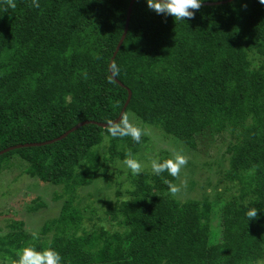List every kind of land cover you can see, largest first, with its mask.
I'll return each mask as SVG.
<instances>
[{"label": "trees", "instance_id": "16d2710c", "mask_svg": "<svg viewBox=\"0 0 264 264\" xmlns=\"http://www.w3.org/2000/svg\"><path fill=\"white\" fill-rule=\"evenodd\" d=\"M130 2L0 0V152L114 122L130 90L123 120L174 138L185 172L157 176L149 158L119 184L123 161L139 160L148 139L114 138L96 124L6 153L0 174L18 159L29 178L61 190L62 205L39 233L8 221L0 260L52 247L62 264H264V4L201 5L175 21L137 0L113 59ZM99 183L116 199L96 207L82 191L96 184L101 193Z\"/></svg>", "mask_w": 264, "mask_h": 264}, {"label": "rangeland", "instance_id": "374dc122", "mask_svg": "<svg viewBox=\"0 0 264 264\" xmlns=\"http://www.w3.org/2000/svg\"><path fill=\"white\" fill-rule=\"evenodd\" d=\"M141 129L143 133L141 137H147L148 139V141L141 146L140 152L135 155V158H139L138 161L141 159L144 160V163L140 162L142 168H146L147 165L150 164L147 160L149 158L151 160H157L161 155L162 157H173L176 153L182 154L181 152L183 151H179L181 146H178L171 136H169V139L165 138L159 130L148 125ZM206 152L210 151L207 149ZM12 162L13 166L11 164L0 174V230H2L0 233H7L8 221L12 219L23 220L26 223V229L32 233H39L47 220L59 214L62 200H58V196L55 193L58 192L59 194L61 190L51 185L40 184L37 180L29 178L24 173L25 165L18 159H13ZM120 170L124 175L120 177L119 184L127 186L126 177L128 176L129 169L124 164L121 166ZM182 172H185L183 168ZM184 183H186V180H184L183 184ZM98 186L102 188L101 193L97 191L96 184L94 187L82 191L84 195H93L92 201L96 207H98L96 201L100 197L106 200L108 198L106 196L109 195V198L116 199V189L106 190L104 189L106 185L103 183H99ZM117 187L118 185L116 188ZM181 188L182 185L179 190H181ZM183 194L184 193H182L181 196H183ZM96 195H99V197ZM192 198L199 199V193L193 192ZM35 199H40L41 202L45 204V207L35 212H29L20 202L24 200V202L31 203Z\"/></svg>", "mask_w": 264, "mask_h": 264}, {"label": "clouds", "instance_id": "9594fccd", "mask_svg": "<svg viewBox=\"0 0 264 264\" xmlns=\"http://www.w3.org/2000/svg\"><path fill=\"white\" fill-rule=\"evenodd\" d=\"M203 0H146L148 7L158 15L172 16L176 20H185V18H191L194 15L193 11L200 8ZM261 4H264V0H259ZM32 5L39 8L38 0H32ZM14 7V5H13ZM115 70V65H113ZM108 133L114 138H123L130 136L136 143L141 142L142 129L135 127L126 120L121 122H109ZM187 157L176 153L172 158L163 161L152 160L151 168L152 172L161 176V174L167 172V174L173 178H178L182 168L187 164ZM123 163L128 169H130L133 176H138L142 171V164L140 161L126 157ZM164 183L168 184L169 190L175 194L179 191V187L171 183V181L165 180ZM258 210L253 207L246 212V216L249 221L257 218ZM0 264H4L3 260H0ZM15 264H62V257L52 247L45 248L43 250H36L32 247H24L17 252V260Z\"/></svg>", "mask_w": 264, "mask_h": 264}, {"label": "water", "instance_id": "95a60500", "mask_svg": "<svg viewBox=\"0 0 264 264\" xmlns=\"http://www.w3.org/2000/svg\"><path fill=\"white\" fill-rule=\"evenodd\" d=\"M137 0H131L130 2V5H129V9H128V13H127V18H126V25H125V30H124V33L119 41V44L116 48V51L114 53V56H113V59L116 57V55L118 54V52L120 51V48L126 38V34L128 32V28H129V24H130V18H131V14H132V9H133V5L134 3L136 2ZM235 0H226V1H222V2H218V3H202L201 5H207V6H214V5H222V4H229L231 2H234ZM110 74L112 76V78L117 81V83L119 85H121L122 87H124V85L119 82L113 75V72H112V69H111V66H110ZM131 98H132V93L130 90H128V99H127V102L120 114V116L118 117V119L116 121H114L113 123H116V122H121L123 120V117H124V114H125V111L127 109V106L129 105L130 101H131ZM88 124H96L97 126L101 127V128H107L108 127V124H101V123H94V122H85V123H81L79 125H77L75 128H73L71 131L67 132L65 135L59 137L58 139L56 140H53V141H50V142H47V143H43V144H25V145H18V146H15V147H11L9 149H6L2 152H0V156L6 154V153H9L13 150H16V149H20V148H23V147H39V146H42V145H47V144H52V143H55L56 141H60L64 138H66L70 133L72 132H75L76 130H78L79 128L81 127H84Z\"/></svg>", "mask_w": 264, "mask_h": 264}]
</instances>
